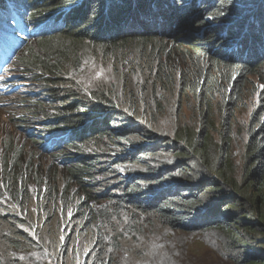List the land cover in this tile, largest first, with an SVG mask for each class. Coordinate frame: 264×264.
<instances>
[{
  "label": "trees",
  "instance_id": "obj_1",
  "mask_svg": "<svg viewBox=\"0 0 264 264\" xmlns=\"http://www.w3.org/2000/svg\"><path fill=\"white\" fill-rule=\"evenodd\" d=\"M15 3H20L30 33L26 47L19 52L22 54L18 65L24 72H34L29 79L44 84L48 102L44 99L43 105L52 102L61 104L58 108L66 106L55 116L57 121L45 128L73 130L78 135L50 147L55 167L62 162L70 174L59 188L49 186L47 170H39L21 154L12 159L5 153L0 165V264H55L59 251L54 253L50 244L62 248L66 244H60L57 238L48 239L46 214L42 211L72 208L83 218L84 231L95 229L96 225L100 230L112 228L115 216L127 212L134 221L137 213L155 218L176 238L144 264H196L185 253V234L198 241L207 240L205 244L214 252L208 253L223 257V263L214 260L218 264H264V85L260 104L250 116L238 170L227 163L232 148L231 111L221 115L216 143L207 141L212 130L208 119L213 112L207 100L226 96L227 109L232 110L251 76L264 80V0H27L26 4L16 0ZM129 20L133 24L129 25ZM160 22L166 27L161 28ZM6 32L0 31V45L10 43ZM184 42L190 44L183 47ZM125 51L130 55L123 54ZM95 59L112 65L125 61L127 66L140 67L154 76L151 90L139 84L132 88L131 118L118 111L115 104L111 105L115 101L104 89L79 103L75 93L66 94L63 99L77 101V106L61 99L58 84L70 82L72 74ZM177 61L180 93L195 86L203 111L199 112L197 123L191 122L193 128L183 131L175 128L178 140L168 146L170 141L159 134L165 132L164 126L158 117L151 116L146 106L140 108L139 102L160 100L162 79L166 80V86L176 88L173 68ZM215 67L223 73L221 80L209 82L207 77L205 83L194 81L198 75L208 76ZM126 89H130L128 84ZM38 109L46 111L43 106ZM121 119L125 123L116 130L113 125ZM109 136L128 141L114 165L136 169L146 158L150 160L145 162L144 172L131 170L123 176L112 171L119 176L116 183L107 187L104 199L97 200L93 183L99 180V167L96 162L88 163L77 157L72 150L84 152L96 138ZM131 136L145 138L147 142L130 143ZM162 152H175L176 160L169 157L161 160ZM54 174L56 177L57 172ZM76 185L79 190L73 193ZM131 226L136 232L138 223ZM33 251L40 252L39 258ZM105 255L101 247L91 263H115L104 258Z\"/></svg>",
  "mask_w": 264,
  "mask_h": 264
},
{
  "label": "rangeland",
  "instance_id": "obj_2",
  "mask_svg": "<svg viewBox=\"0 0 264 264\" xmlns=\"http://www.w3.org/2000/svg\"><path fill=\"white\" fill-rule=\"evenodd\" d=\"M22 2L26 4L27 0H22ZM1 7L6 8L4 0H0ZM133 22L129 20V25L133 24ZM124 26L127 29V25L124 24ZM160 27L164 28L166 24H161L160 22ZM189 44V42H184L183 47ZM129 53L125 51L123 54L128 55ZM193 53H196V51H189V54ZM21 54L19 53L15 65L12 66V70L15 73H11L8 76L17 77V80L14 82L15 91L10 92L5 90L0 93V165L3 164L6 152L12 159L17 154H21L25 161L37 166L39 170H47L49 172V186H58L59 188L64 185L65 177H69L70 174H68V168L62 162L60 166L55 167L56 164L53 161V156L50 154V149L46 147V143L49 146H54L55 144L66 142L71 136L72 131L59 128L47 131L45 127L50 126L51 124L49 123L56 122L57 118L55 116L58 117L66 109V106L58 108L61 104H54L52 102L48 106L42 104L44 99L47 100L43 88L44 84L29 79V77L33 76V71L24 72L18 69L20 68L18 59L21 57ZM205 54L208 55L206 52ZM201 56L204 57L203 54ZM181 61L188 62L187 59H182ZM86 66L80 72L72 74L73 77L70 78V82L58 84L56 88L62 100H64L63 98H65L66 94L75 93L78 103L79 100L86 102L93 94L99 93L104 89L111 94L115 101L111 105L115 104L118 111L126 113L131 118L134 115L131 108L134 103L130 99L133 92L132 88L139 84L140 87L144 85L151 90L154 84L153 75L149 76L140 67H129L125 61L112 65L100 59H95V61ZM173 71L176 72V78H173L176 85L175 89L166 86V80L162 79L160 83L161 89L158 92L161 99L157 101L147 100V103L143 101L139 102L140 108L146 106L151 116L158 117L164 126L165 132L157 133L162 135L165 140L170 141L168 146H172V141L178 140L174 136V132H177L175 128L178 131L193 128L190 125L191 122L195 121L197 123L198 115H201L199 112L203 111L195 86L180 93L182 85L178 80V61ZM236 73L237 71H235ZM221 75L223 73L219 72V67H215L212 71H209L208 76L202 77V75H198L194 81L198 83L201 80L202 83H205L208 77L209 82H218L222 79ZM189 79L193 80L191 76H189ZM263 81V77L251 76L243 92L237 97L236 105H233L232 110L227 109L229 105L226 104V96L217 95V97L212 99L213 101L207 100V105L213 109L208 119V124L212 130L207 141L211 144L216 143L215 139L218 137L222 113H227L228 111L233 113L230 120L232 125V148L231 155L227 159V163L233 169H239L244 136L248 129L250 116L257 110L260 104L261 90L264 85ZM126 84H128V88L130 89L125 90ZM64 101L69 104L75 103L73 104L74 106L78 105L77 101L72 102L70 99ZM31 102H33L32 105H30ZM40 106L46 108V111L39 110ZM224 107L225 109H223ZM26 109L35 111L27 112L25 111ZM128 117L124 118V120L128 119ZM124 120L121 119L117 125H113L116 127V130L122 128V125L125 123ZM139 123L142 126V122ZM128 140H131L130 143L137 141L139 144L147 142L145 138L137 136H131ZM127 142V140H123L118 136L114 137V139L111 136L102 137L96 138L84 152L72 150L77 157H83L88 163L96 162L95 165L99 167L100 171L97 173L99 180L93 183L94 189L98 193L97 200L104 199L102 195L107 192V187L110 184L116 183L115 179L119 176L112 171L127 176L131 170L137 173L146 170L147 164L145 162L149 161L150 157L146 158L145 162L141 166L136 167V169H126L124 166L114 165L116 158L120 155L124 144ZM175 154V152H162L160 154L161 160L164 157L176 160ZM74 164L76 163L74 162ZM54 171L57 172L56 177ZM105 172H110V174H105ZM37 174L40 173L37 172ZM236 174L239 176L240 172H236ZM103 178L109 180L103 181ZM78 185L73 187V193L79 190ZM98 205L95 204L96 207H99ZM42 212L46 214L44 221L47 219L48 239L57 238L60 244H66L65 248L60 247V245L54 247L50 244L53 247L54 253L59 251L55 256V264H92L94 255L98 253L101 247L106 253L104 258L113 259L114 264H144L147 261H152L176 238L175 235L168 233L163 226L159 225L155 218H149L148 215L140 213H137L136 221L133 220L131 213L127 212L115 216L116 220L112 224V228L104 227L100 230L96 225L95 229L84 231V220L75 208L67 211ZM136 223H138V227L135 232L131 225ZM183 237L187 242L185 253L189 260L196 262V264H218L214 260L223 263L222 256H213L208 253V251L214 252L205 244L208 242L207 240L204 242L198 241L194 236L188 234L183 235ZM189 243H191L190 247ZM192 247H194L193 251ZM180 251L184 253V250ZM39 253V251L32 252L37 258H39Z\"/></svg>",
  "mask_w": 264,
  "mask_h": 264
},
{
  "label": "clouds",
  "instance_id": "obj_3",
  "mask_svg": "<svg viewBox=\"0 0 264 264\" xmlns=\"http://www.w3.org/2000/svg\"><path fill=\"white\" fill-rule=\"evenodd\" d=\"M20 2L22 1V0H19ZM11 2H13V5H14V3L16 2V0H8V4L6 5V7L7 6H10L11 5ZM17 4H20V3H17ZM19 6V5H18ZM28 43V42H27ZM26 46H24L22 49H21V51L25 48ZM17 57V56H16ZM19 69H21V68H19ZM14 72V71H13ZM15 73V72H14ZM17 78V77H16ZM13 89H14V91H15V87L13 86ZM72 131V133H71V136L69 137V139L70 138H73V137H75L76 135H78V133H75V131H73V130H71ZM68 139V140H69ZM46 147L47 148H49L50 149V147H52V146H49L47 143H46Z\"/></svg>",
  "mask_w": 264,
  "mask_h": 264
}]
</instances>
